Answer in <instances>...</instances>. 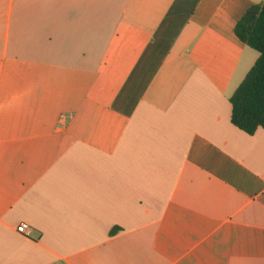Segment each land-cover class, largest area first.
Returning a JSON list of instances; mask_svg holds the SVG:
<instances>
[{
  "label": "crops",
  "instance_id": "1",
  "mask_svg": "<svg viewBox=\"0 0 264 264\" xmlns=\"http://www.w3.org/2000/svg\"><path fill=\"white\" fill-rule=\"evenodd\" d=\"M261 1L0 0V264H264Z\"/></svg>",
  "mask_w": 264,
  "mask_h": 264
},
{
  "label": "trees",
  "instance_id": "2",
  "mask_svg": "<svg viewBox=\"0 0 264 264\" xmlns=\"http://www.w3.org/2000/svg\"><path fill=\"white\" fill-rule=\"evenodd\" d=\"M236 35L259 52L255 63L230 98L231 120L252 133L264 128V0L251 5L235 25Z\"/></svg>",
  "mask_w": 264,
  "mask_h": 264
},
{
  "label": "built area",
  "instance_id": "3",
  "mask_svg": "<svg viewBox=\"0 0 264 264\" xmlns=\"http://www.w3.org/2000/svg\"><path fill=\"white\" fill-rule=\"evenodd\" d=\"M30 228V224L27 221H22L16 226V230L22 234H28Z\"/></svg>",
  "mask_w": 264,
  "mask_h": 264
}]
</instances>
